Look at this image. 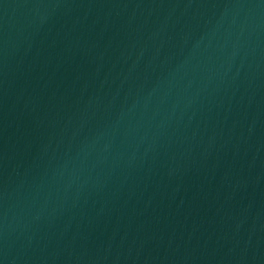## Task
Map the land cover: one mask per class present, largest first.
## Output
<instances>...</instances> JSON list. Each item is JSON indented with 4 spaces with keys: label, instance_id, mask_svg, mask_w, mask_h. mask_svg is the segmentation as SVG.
Instances as JSON below:
<instances>
[{
    "label": "water",
    "instance_id": "1",
    "mask_svg": "<svg viewBox=\"0 0 264 264\" xmlns=\"http://www.w3.org/2000/svg\"><path fill=\"white\" fill-rule=\"evenodd\" d=\"M0 264H264V0H0Z\"/></svg>",
    "mask_w": 264,
    "mask_h": 264
}]
</instances>
